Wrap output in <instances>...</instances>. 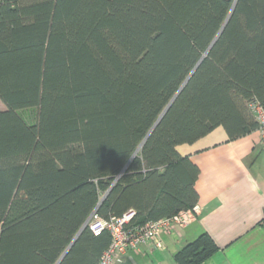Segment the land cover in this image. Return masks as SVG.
<instances>
[{
    "label": "trees",
    "instance_id": "16d2710c",
    "mask_svg": "<svg viewBox=\"0 0 264 264\" xmlns=\"http://www.w3.org/2000/svg\"><path fill=\"white\" fill-rule=\"evenodd\" d=\"M0 102V264H56L80 230L58 264H99L94 210L191 209L200 171L177 147L257 130L264 0H0ZM217 249L202 232L175 260Z\"/></svg>",
    "mask_w": 264,
    "mask_h": 264
},
{
    "label": "crops",
    "instance_id": "0c3cea01",
    "mask_svg": "<svg viewBox=\"0 0 264 264\" xmlns=\"http://www.w3.org/2000/svg\"><path fill=\"white\" fill-rule=\"evenodd\" d=\"M199 168L198 213L185 226L128 250L114 264H178L175 254L202 232L218 249L199 264H264V146L257 130L228 140L220 126L177 147Z\"/></svg>",
    "mask_w": 264,
    "mask_h": 264
},
{
    "label": "built area",
    "instance_id": "2783aa9c",
    "mask_svg": "<svg viewBox=\"0 0 264 264\" xmlns=\"http://www.w3.org/2000/svg\"><path fill=\"white\" fill-rule=\"evenodd\" d=\"M250 108L258 122L257 131L260 136V142L264 146V107L258 102H253ZM197 213L198 206L194 205L193 208L181 210L170 217L148 220L143 224L134 226L128 225L134 215L133 210H128L121 217H110L107 220L94 214L88 221L91 229L95 233L105 229L110 235V242L103 251L99 264H114L128 250L137 252L140 244L153 242L157 246H161L158 241L160 233H169L174 228L187 225Z\"/></svg>",
    "mask_w": 264,
    "mask_h": 264
},
{
    "label": "water",
    "instance_id": "95a60500",
    "mask_svg": "<svg viewBox=\"0 0 264 264\" xmlns=\"http://www.w3.org/2000/svg\"><path fill=\"white\" fill-rule=\"evenodd\" d=\"M217 37V36H216ZM213 43V42H212ZM212 45V44H211ZM195 69V68H194ZM193 69V70H194ZM193 70H192V72H193ZM192 74V73H191ZM190 74V75H191ZM189 75V76H190ZM189 76H188V78H189ZM187 78V79H188ZM177 95V93L174 95V97L172 98V100L170 101V103L166 106V108L164 109V111L161 113V115L159 116V118L156 120V122H155V124L152 126V128H151V130L148 132V134L152 131V129L155 127V125L158 123V121L160 120V118L163 116V114L165 113V111L168 109V107H169V105L171 104V102L174 100V98H175V96ZM148 134H147V136H148ZM146 136V137H147ZM145 139L146 138H144V140L141 142V144L137 147V149L135 150V152H134V154L132 155V157H131V159L136 155V153H137V151L141 148V146H142V144H143V142L145 141ZM129 163V162H128ZM128 163L122 168V170L120 171V173L118 174V176L119 175H121L122 173H123V171L125 170V168L128 166ZM117 176V177H118ZM103 199V198H102ZM102 199H101V201H102ZM100 201V202H101ZM99 202V203H100ZM95 214V210H94V212L91 214V216H93ZM90 216V217H91ZM90 219V218H89ZM89 219L87 220V222L86 223H88V221H89ZM81 231V230H80ZM80 231L76 234V236L74 237V239L72 240V242L68 245V247L66 248V250L64 251V253L62 254V256L60 257V259L58 260V262L56 263V264H58L60 261H61V259L63 258V256L65 255V253L68 251V249L70 248V246L73 244V242L75 241V239H76V237L78 236V234L80 233Z\"/></svg>",
    "mask_w": 264,
    "mask_h": 264
},
{
    "label": "rangeland",
    "instance_id": "374dc122",
    "mask_svg": "<svg viewBox=\"0 0 264 264\" xmlns=\"http://www.w3.org/2000/svg\"><path fill=\"white\" fill-rule=\"evenodd\" d=\"M0 109H4V105H3L2 102H0ZM20 113L24 116V118H25L26 120H28V121L33 120V119H32V118H33V117H32L33 114H32V112H31L30 109L23 110V111H21Z\"/></svg>",
    "mask_w": 264,
    "mask_h": 264
}]
</instances>
